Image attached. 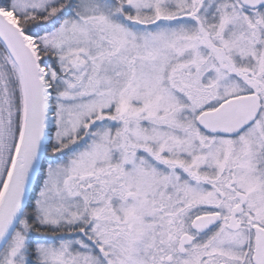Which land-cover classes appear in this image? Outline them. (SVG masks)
I'll use <instances>...</instances> for the list:
<instances>
[{
	"label": "snow or ice",
	"instance_id": "6c2138e0",
	"mask_svg": "<svg viewBox=\"0 0 264 264\" xmlns=\"http://www.w3.org/2000/svg\"><path fill=\"white\" fill-rule=\"evenodd\" d=\"M0 264H264V0H0Z\"/></svg>",
	"mask_w": 264,
	"mask_h": 264
}]
</instances>
